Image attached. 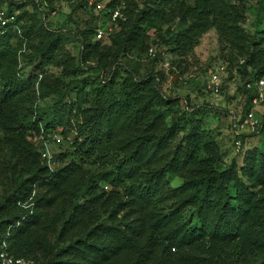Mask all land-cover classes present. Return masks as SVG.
I'll return each instance as SVG.
<instances>
[{
    "label": "trees",
    "instance_id": "obj_1",
    "mask_svg": "<svg viewBox=\"0 0 264 264\" xmlns=\"http://www.w3.org/2000/svg\"><path fill=\"white\" fill-rule=\"evenodd\" d=\"M44 1L46 17L52 0ZM104 1L106 25L119 3L125 21L103 34L107 46L85 27L77 59L35 8L28 24H19L23 11L16 18L24 44L10 30L0 36V182L9 184L0 198V240L33 264H247L253 251L264 254V154L248 151L240 168L217 170L199 113L165 96L159 73L138 75L123 60L162 46L190 56L214 30L220 59L242 60L237 71L246 82L264 74V30H243L240 0ZM90 60L101 75L78 79L66 103L69 84ZM239 90L245 111L252 94ZM48 96L55 101L39 113L35 101ZM39 129L61 137L48 160L34 144ZM68 132L72 149L60 152ZM166 175L180 184L170 188ZM186 209L197 226L182 220Z\"/></svg>",
    "mask_w": 264,
    "mask_h": 264
},
{
    "label": "rangeland",
    "instance_id": "obj_2",
    "mask_svg": "<svg viewBox=\"0 0 264 264\" xmlns=\"http://www.w3.org/2000/svg\"><path fill=\"white\" fill-rule=\"evenodd\" d=\"M240 2L245 10L244 22L242 24L243 30L249 35L264 30V0H240ZM51 3L50 7L52 11L44 17L42 22H39L49 30L58 32L60 39L64 43L65 50L77 59L78 53L81 50L79 33L85 27L92 28L94 31L106 29V17L104 16L106 1L69 0L65 2L62 0H52ZM92 4H94V7L93 10H90ZM45 7V9L42 8L43 13H46L50 9L47 6ZM33 8L30 2L22 5L21 11L25 12V15L21 16L19 24H28L26 17L31 14ZM37 17H40L39 14ZM171 26L174 30L177 29L175 23ZM153 39L155 40V37ZM97 40L102 45L107 46L109 43L104 35ZM151 49L154 55L156 53L159 54L156 62H151L153 57H148L146 53L136 56L134 52L129 53L125 57V60H122L134 66L138 75H144L150 70L159 73L162 77L159 86L161 92L167 97L179 96L181 99L187 101L189 110L192 109L199 113L197 114V118L199 117L201 120L203 133L211 137L216 148L215 151L218 154L216 161L217 170H223L230 164H233L236 169L240 168L242 166L243 155L248 151L257 150L264 154V100L253 107L254 116L259 122L258 130L252 134H241L237 138L234 134L235 129L232 127L231 115L238 116L244 111V95L239 90L241 79L235 77L229 81L223 80V86L217 96L201 93V86L206 79V71L221 60L220 48L217 44L214 30H209L200 38L198 45L193 49L190 56L179 57L171 54L165 46L160 47V49L151 47ZM171 62L172 65L170 67ZM164 64H167L168 68H164ZM116 68L120 72V64ZM80 71L74 81L69 84L66 103L72 100L73 92L78 85L76 83L78 79L87 76L93 77L98 74L101 75L95 67L93 60L88 61ZM46 72L52 78L59 77V69L56 67L49 66ZM118 81V77L115 78V82ZM63 82L65 85L69 82V79H63ZM54 101L55 97L53 96L35 101L37 102V110L39 113H43ZM182 106H184L183 103L179 106L177 115H179ZM169 117L166 118V122L169 121ZM72 139L73 133L68 132L63 137V143L60 145L61 147L58 151L71 150ZM236 142H239V144H236ZM53 167L55 168V166H51V169ZM165 181L170 188H175L180 184V179L176 175H166ZM100 186L105 190H109L103 184H100ZM8 192V180L3 178L0 182V198L3 194H8ZM182 220L188 224V227L197 226L190 209H186L183 212ZM247 264H264V254L256 250L253 251V254L247 257Z\"/></svg>",
    "mask_w": 264,
    "mask_h": 264
},
{
    "label": "built area",
    "instance_id": "obj_3",
    "mask_svg": "<svg viewBox=\"0 0 264 264\" xmlns=\"http://www.w3.org/2000/svg\"><path fill=\"white\" fill-rule=\"evenodd\" d=\"M26 2H30L33 5L43 21L44 16L42 15V8L46 6L44 0H0V36L10 30L11 33L16 35L17 40L21 41V44H24V39L19 33L16 18L20 14L22 5ZM9 4L13 5V7L9 6ZM14 5L20 6V9L14 8ZM122 9L123 6L119 3V5L109 11L110 25H106L105 30H96V39H99L103 34H109L115 27V22L117 20L125 21V15L123 14ZM21 51H23L22 48L18 53ZM146 54L148 57L152 58L154 53L153 50L149 48ZM242 64L243 61L240 59L231 63L227 60H220L218 64L209 67L206 71V79L201 86V93L204 95L217 96L223 86V80L229 81L235 77L240 78L237 70ZM163 67L168 68L167 64H164ZM246 70L249 71V68H246ZM155 81L157 82V79H155ZM241 85L244 86V90L252 94V98L249 100V106L241 115H231L232 127L235 129L234 134L237 138L244 133H255L259 128V122L253 113V107L257 106L264 100V74L261 77L251 79L250 81L245 82L244 80L241 82ZM60 143L61 137L57 131L45 134L39 129L38 135L34 136V144L38 146V152H40L41 159L48 160L50 157V147H55ZM237 143L239 144V142H236V144ZM4 239L0 240V264H33L30 259L14 257L9 254Z\"/></svg>",
    "mask_w": 264,
    "mask_h": 264
}]
</instances>
